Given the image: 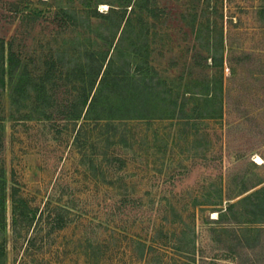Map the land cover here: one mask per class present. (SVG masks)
<instances>
[{"label": "rangeland", "instance_id": "obj_1", "mask_svg": "<svg viewBox=\"0 0 264 264\" xmlns=\"http://www.w3.org/2000/svg\"><path fill=\"white\" fill-rule=\"evenodd\" d=\"M0 38V264H264V0H0Z\"/></svg>", "mask_w": 264, "mask_h": 264}, {"label": "trees", "instance_id": "obj_2", "mask_svg": "<svg viewBox=\"0 0 264 264\" xmlns=\"http://www.w3.org/2000/svg\"><path fill=\"white\" fill-rule=\"evenodd\" d=\"M6 57V59H5ZM52 65L50 64V68ZM8 75V79L11 86V91L14 93L18 89H22L25 79H31V76H29L28 73H26L24 69V64L21 63V61L17 58V56L13 53V51L8 50L7 55L5 56V45L4 40L0 38V84L3 85L5 76ZM43 88V87H42ZM7 189L5 187V183L3 182V187H1V193H0V227H4L6 220H5V210H4V198L6 195ZM10 201H11V217H10V227H11V233L12 237L15 241L21 237V233L23 229H29V227L36 222H40L39 216H37V208H31L26 201L25 198H23L20 195V188L16 185L12 184L8 188ZM47 217L52 214L51 217V227L50 229H61L64 227L66 221H67V209L63 207H57L56 209H47ZM218 214L221 213L220 210ZM41 215V212H40ZM47 222V219H46ZM25 239V248L28 250L30 248H34L38 244V238L37 236L29 235ZM5 244L0 243V254H4L5 251Z\"/></svg>", "mask_w": 264, "mask_h": 264}]
</instances>
